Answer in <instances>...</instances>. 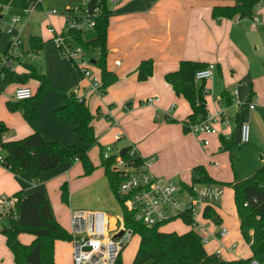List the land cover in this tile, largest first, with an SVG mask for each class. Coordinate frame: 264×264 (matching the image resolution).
Returning a JSON list of instances; mask_svg holds the SVG:
<instances>
[{
    "label": "crops",
    "instance_id": "crops-1",
    "mask_svg": "<svg viewBox=\"0 0 264 264\" xmlns=\"http://www.w3.org/2000/svg\"><path fill=\"white\" fill-rule=\"evenodd\" d=\"M37 1L40 6L34 7L33 10L37 11L39 16L46 15L50 20L51 15L55 14H47V10L42 8V2ZM76 1L78 0H72L71 2ZM233 1L107 0V8L111 13L108 18L105 41L107 48L106 64L109 60L110 63L107 69L115 75L116 80L105 89L102 95L85 96V102L90 112L95 116L92 123L97 135V143L88 150V156L95 167L94 171L90 175H83L82 165L78 160L75 162L66 161L59 163L49 171H43L40 179L34 182L24 172L14 174L7 168L0 166V194L12 196L21 192L24 196L35 190L43 191L50 203L53 217L68 232H71L70 213L72 210L103 212L107 216L106 204L101 201H97V203H101L103 207L105 206V209L100 206L85 207V202L76 204L73 202V193L68 198V203L62 202L60 185L67 181L71 190L73 186H81V184L85 186V181H89V185H94L95 183H101L103 179L107 180L101 166L102 160L100 157V152L107 144L111 143L118 146L119 143H123L120 149L132 146L139 156L145 157L142 150L152 134L156 137L154 142L157 143V146L152 148L151 152L155 150L158 154L167 151L169 147V145L162 144L161 141L165 142V140L170 139L171 143L174 144L182 140L188 142L189 137L187 132H184L182 121L186 120L187 115L190 113V106L181 95L174 93L171 85L165 80V74L176 70L181 60L215 64L214 75L219 76L216 78L217 81L213 76L211 80L200 84L196 82L197 87L203 88L205 86L209 90L208 93H203L205 107L208 111H210V105L207 103L209 96L207 94H211L210 103L213 104L212 98L221 96L223 91H228L230 94L236 91L237 100L239 101L237 88L232 91L231 86L243 77L248 79L253 68H257L260 59L256 55H248V44L251 35L258 36L259 30L264 28V0L257 1L250 17L239 18L234 16L226 18L212 16L211 12L214 6L229 5ZM61 17L63 18V16ZM88 32H93V36L86 39L85 34ZM95 35L94 30H89L84 32L83 38L90 40ZM6 46L7 40L4 46L0 47V52H3ZM88 51L89 54H92V57H90L92 66H95L94 61L98 58L99 51L97 48L88 49ZM48 52H50L52 60L50 67L47 64ZM41 53H43V59L46 62V69L42 67V70L48 76L51 86L67 91H72L76 86H79L81 89L78 90V94H84L83 90L87 85V81L81 79L74 65L61 54L58 48L56 50L53 44H46L45 42L43 49L36 56H40ZM147 59L153 61L152 74L146 80L139 81L136 69L142 60ZM263 60L262 58L261 61ZM116 61H119V64H116ZM29 62L33 65V58L29 59ZM15 69L21 71L23 66L19 64ZM94 73L100 77L99 69L98 73ZM251 80L252 88L244 101L254 98L256 99L255 105L260 104L261 100L257 96V89L254 86L255 79ZM36 85V82L29 84L33 92ZM7 87H10L13 91L16 85L12 84ZM212 88H217V92H220V94L214 95ZM146 97H158V101L152 105L142 104L140 100ZM11 98L13 99L12 94ZM62 104L61 94L49 89L45 90L39 102L30 101L29 107H35L38 113V119L33 126L29 125L20 113L11 114L0 105V121L7 126L3 139L22 138L32 132L34 127L46 140H57L61 146L82 144L80 136L71 130L72 123L62 122L53 115V110ZM125 104H129L126 109ZM231 106H234V101ZM237 114L239 120V111ZM170 120L174 121L171 122ZM165 128H170V130H166V134L161 133L158 135V132ZM220 132L193 136L200 139L198 141L199 145L207 146L210 139L216 137L217 134H221ZM117 135L120 136L119 139L116 138ZM233 136L234 132H231V138ZM225 137L228 138L227 135ZM203 140H206L207 143L202 144ZM158 142L162 146H158ZM143 151L148 152V150ZM148 156L154 157L153 153ZM192 159L194 163L198 162V158L193 157ZM152 165L153 172L156 175L167 177L176 175L177 171H173L168 165L165 166V164H159V162L157 165L153 162ZM179 182L188 184L181 180ZM110 219L112 222L114 221V219L108 217V221ZM221 221L222 218L220 223ZM5 226L7 225H2L0 229V264H14L13 256L5 243L3 234ZM233 235V233H230L225 242L232 240ZM18 238L20 240L21 237L18 235ZM30 238L32 240L33 235ZM20 241L26 242L23 237ZM214 243L216 242L214 241ZM216 249L219 252L224 248H219L216 245Z\"/></svg>",
    "mask_w": 264,
    "mask_h": 264
},
{
    "label": "trees",
    "instance_id": "trees-1",
    "mask_svg": "<svg viewBox=\"0 0 264 264\" xmlns=\"http://www.w3.org/2000/svg\"><path fill=\"white\" fill-rule=\"evenodd\" d=\"M96 0H91L92 5ZM101 12L97 18L93 39L85 40L81 31H70L73 43L85 49L99 51L94 65L100 70L103 93L112 84L116 77L106 67V32L110 11L107 8V0H98ZM258 0H234L229 5H216L212 9L213 17L239 18L252 16L253 9ZM0 3L9 4L18 8L40 6L37 0H0ZM1 37V32H0ZM27 52L38 53L43 49L45 41L41 37L32 35L28 39ZM4 52H0V59ZM23 66L21 71L8 66L0 65V93L8 85H25L36 82V88L30 98L6 101L9 110L18 109L23 119L31 126L37 121L38 113L35 107H29L32 100H41L46 89L51 88L48 77L39 72L29 59L19 62ZM207 63L194 60H181L178 68L165 74V80L171 85L176 95H181L190 106V113L186 120L182 121L184 132H188L187 121L195 122L205 118L207 109L202 89L196 86L194 73L203 68ZM153 71L151 59L142 60L138 65L137 79L146 80ZM62 91L63 104L53 110V115L62 122H71L72 131L80 136V145L73 144L61 146L57 140H46L34 127L28 135L13 140H4L3 136L7 126L0 121V151L3 161L1 165L14 174L26 173L34 182L40 179L43 171L55 168L59 163L78 160L83 169V175H90L95 167L88 156L90 147L97 143V135L93 127L94 115L90 112L85 102H80L72 91L57 88ZM223 102L231 105L233 95L228 91L221 93ZM248 100H246L247 102ZM234 119L238 121L236 113ZM171 122L174 120H170ZM220 148L229 150L232 147V138L228 139L219 134ZM131 146L126 147L122 158L129 159ZM101 166L108 180L109 187L114 197L121 205L122 197L119 194L121 177L119 172L111 168L115 161L112 156L102 158ZM141 156H136L134 164L141 162ZM194 177L191 183H219L213 180L202 165L192 168ZM232 189L233 202L239 221L242 236L249 243L250 257L246 259L222 260L215 254H208L197 234L192 229L183 233L164 231L161 227L167 223L147 226L134 219L133 214L122 210L121 222L125 228H130L133 234L139 235L138 249L130 264H264V164L255 173L246 179L228 183ZM16 198L15 214L0 216L8 222L3 228L5 243L13 256L14 264H55V241L72 240L68 232L52 215L50 203L45 193L41 190L32 191L24 196L21 192L12 195ZM60 197L62 202L68 203L69 187L67 181L60 185ZM246 203V205H244ZM217 204L205 208L203 216L211 218L215 223H220V215L216 211ZM182 221L190 226V216L185 214ZM250 230L252 233H250ZM30 233L33 239L30 243L19 240V233ZM250 233V236L248 234ZM121 253V252H120ZM120 253L114 264H121Z\"/></svg>",
    "mask_w": 264,
    "mask_h": 264
},
{
    "label": "built area",
    "instance_id": "built-area-1",
    "mask_svg": "<svg viewBox=\"0 0 264 264\" xmlns=\"http://www.w3.org/2000/svg\"><path fill=\"white\" fill-rule=\"evenodd\" d=\"M90 1L71 2L64 8L62 16L64 18L65 38L60 37L53 27L49 26V31L53 34L52 41L61 54L74 65L81 79L87 81V85L83 90L84 94H78V90L81 89L79 86L73 89L75 97L80 102H85V96L87 95L103 94L102 81L91 69L92 62L88 49L74 44L73 37L69 34L70 31H81L84 33L94 30L97 18L101 12V6L98 0L92 5ZM9 7H11L9 4L0 3V20L3 17V11ZM33 9L34 6H30L23 8V11L28 14ZM46 13L57 14L58 12L55 9H50ZM22 23V19L19 16L11 17L8 28V45L0 59V65L15 69L13 64L16 62V58L19 57L16 51L22 39L20 36ZM66 38L69 40L68 42H64ZM36 55V52H31L28 54V58L32 59ZM115 63L119 64V61ZM214 71L215 64L208 63L205 67L195 71L194 81L204 82L211 80L214 76ZM202 92L208 93L209 90L203 86ZM32 95V88L25 85L16 86L12 92L14 100L30 98ZM232 95L236 105L234 113H230L232 106L226 105L221 96H215L212 98L213 103L216 105L214 112L210 113L207 110L205 118L195 122L187 121L188 132L194 136L203 133H219L214 124H218L219 128L223 129L230 124L231 118H234L239 108L246 106L249 110L254 109L256 99L251 98L247 102H240L237 100L236 91ZM156 101H158V97H146L140 100L142 104L148 105H152ZM249 132V124L241 122L239 124L241 143L248 142ZM116 138L119 139L120 136L117 135ZM201 143L206 144L207 141L203 140ZM120 151L121 149H118L115 145L108 144L102 150V158L115 157L111 168L118 171L121 177L119 194L122 197V210L132 213L135 220L147 226L169 223L177 218L182 220L185 214H189L191 229L197 234L203 245L214 240L219 248H224V243L230 236V232L226 228L217 225L220 223H215L211 218L203 216L207 206L217 204L223 197L224 187L222 184L205 182L176 183L171 177L156 175L151 171L153 156L141 157V162L134 164L135 157L139 155L132 146L129 151L130 160L122 158ZM2 161L3 158L0 154V164ZM15 204V197L2 196L0 198V216H7L9 213L14 215ZM203 219L209 220L210 223L203 224L201 222ZM107 222L108 217L103 212L71 211L72 264H114L128 238L132 235V231L130 228H125L121 222L119 230L123 229V232L119 237L113 238L114 234L111 236L107 235ZM211 224L216 225L213 230H211ZM114 232H118V228ZM250 233H252L251 230ZM87 246L89 250H85ZM236 248L237 242L233 241L226 250L234 252ZM212 254L219 256L217 249ZM252 264L258 263L252 261Z\"/></svg>",
    "mask_w": 264,
    "mask_h": 264
},
{
    "label": "rangeland",
    "instance_id": "rangeland-1",
    "mask_svg": "<svg viewBox=\"0 0 264 264\" xmlns=\"http://www.w3.org/2000/svg\"><path fill=\"white\" fill-rule=\"evenodd\" d=\"M42 3V8L44 10L55 9L57 10V14L51 15L50 20H48L47 16H39L37 11H30L28 14L24 13L23 8H14L9 7L5 11H3V17L0 21V47L4 46L5 41L9 40V21L13 16H19L22 19V25L20 26V36L22 37L19 48L17 49V55L19 57L16 58V62H14V67L19 66L18 62H21L28 58V54L31 52H27L29 43L26 40L30 35H37L41 37L46 44H53V46L57 50V46L51 40L53 34L49 31V26L53 27V29L57 32L60 37L65 38L64 31V19L61 17L64 8H66L72 0H40ZM79 1V0H78ZM85 1V0H80ZM8 5V4H6ZM1 12V9H0ZM50 21V22H49ZM258 36L251 35L250 42L248 44V55H256L259 58V62L257 64V68H253L250 72L249 78L243 77L238 81H235V84L231 86V90L233 91L235 88L238 90L239 101L244 102V99L250 89L252 88L251 79H255L254 86L257 89V96L260 97L261 103H257L254 109L249 110L246 106L239 108V117L240 119L236 122L234 118H231V122L228 126L221 130L218 124H214V127L219 130L221 135H227L228 139H231V132H234V136L232 140V147L229 150H223L219 147V137H213L210 139L209 144L207 146L199 145V138H195L189 132L188 134V142L182 140L177 143H171V140L167 139L161 141L164 145H169L167 151H163L161 153L155 152L151 149L157 146V143L154 142L155 138L152 134L147 139L148 143L143 150H148L146 153L142 150L143 155L148 156L153 153L154 159L153 162L157 165L163 163L168 165L173 171H177L176 175H172V179L176 183H180L179 181H184L187 183H191L192 178L194 177L192 168L194 165H202L207 174L215 181L220 182L224 187V194L221 200L217 203L216 211L222 218V221L219 225L220 227H224L230 233H233V239L228 240L224 244V249L219 250L218 255L222 260L230 261L235 259H246L250 257L251 253L249 251V243L246 242L239 227V221L236 214L235 205L233 202L232 189L228 183L236 180L240 181L251 177L255 171L260 168L264 164V28L259 30ZM93 36V32H88L85 34V38L88 39ZM69 40L66 38L64 42H68ZM7 48V46H6ZM5 48V49H6ZM4 49V51H5ZM3 51V52H4ZM92 57V54H89ZM43 53L40 56H36L33 58V65L35 68L46 75L45 71L42 70V67L46 69V62L43 59ZM67 59V58H66ZM68 60V59H67ZM52 60L50 58V52L47 53V64L49 67L51 66ZM109 60L107 61L106 67L109 66ZM259 66V67H258ZM94 72L98 73V69L96 66H91ZM48 77V76H47ZM217 74L214 75V78H218ZM217 81V79H216ZM201 83V82H197ZM30 84V83H29ZM213 89V88H212ZM50 91L58 92L62 96V91L57 89L56 86H51L49 88ZM214 91V92H213ZM212 93L214 95H219L220 92H217L218 89H213ZM12 90L10 87H7L0 93V105L6 109V111L13 113L21 112L16 110H9L6 106V101H13L11 98ZM259 92V93H258ZM206 94V93H205ZM209 95V96H208ZM208 99L207 103L210 105V113H213L216 109L215 103H210L211 94H207ZM39 102L38 100H34ZM236 102V99H235ZM86 103V102H85ZM87 104V103H86ZM125 104V109H126ZM236 109V105L231 107L230 113H234ZM241 122H247L249 124V140L246 143L240 142V133H239V124ZM166 130H170V128L162 129L158 132V135L161 133L166 134ZM123 143H119L116 146L118 149L121 148ZM158 142V146H162ZM108 145V144H107ZM111 145V143L109 144ZM94 152V151H93ZM2 155V153L0 152ZM97 154V153H96ZM198 158V162L194 163L192 158ZM190 159V160H189ZM160 161H165L161 162ZM0 166H2L0 164ZM5 168V167H4ZM151 171L153 172V165L151 166ZM154 173V172H153ZM76 176V175H75ZM78 177V176H76ZM80 178V177H78ZM180 179V180H179ZM79 180V179H77ZM76 184V183H75ZM73 184V185H75ZM81 186H73L70 190L69 185V197L71 193H73V202L76 204H81L85 202V207L94 208V206H100L102 209H105V206L101 205V203H97V201L104 202L106 204L107 216L114 219L112 222L111 219L107 222V235L111 236L114 234L115 230L120 227L121 224V215H122V207L114 197L113 193L108 185V181L103 179L101 183H95L94 185H89V181H85ZM83 186V187H82ZM82 187V188H80ZM80 189V190H79ZM5 196H10L4 194ZM0 194V198L4 196ZM88 203V204H87ZM93 203V204H92ZM87 204V205H86ZM74 205V204H73ZM12 214V213H9ZM203 224L210 223L209 220H201ZM8 222L4 218H0V229L2 225H7ZM216 225L211 224V230L215 228ZM164 231H175L176 233H183L188 229H191V226L185 224L181 219L177 218L161 227ZM84 234V233H82ZM249 236L250 233L248 232ZM22 240V237L26 242L30 243L32 234L30 233H19ZM237 242V249L234 252H228L226 249L229 248L231 242ZM139 244V235L133 234L131 235L124 248L120 253V261L121 264H130L132 259L134 258L136 251L138 249ZM217 244L214 241H210L207 244H204V248L208 254L215 252V246ZM72 255H73V246L70 241L57 240L54 246V262L55 264H72ZM237 256V258H235ZM239 256V257H238Z\"/></svg>",
    "mask_w": 264,
    "mask_h": 264
},
{
    "label": "water",
    "instance_id": "water-1",
    "mask_svg": "<svg viewBox=\"0 0 264 264\" xmlns=\"http://www.w3.org/2000/svg\"><path fill=\"white\" fill-rule=\"evenodd\" d=\"M125 150H126V148H122L121 151H120V154H123V153L125 152ZM122 232H123V229H120V230L117 232V234H115V235L113 236V238H117V237H119V236L122 234ZM85 250H89L88 246H87V248H85Z\"/></svg>",
    "mask_w": 264,
    "mask_h": 264
}]
</instances>
